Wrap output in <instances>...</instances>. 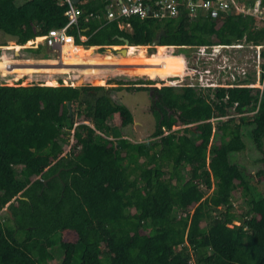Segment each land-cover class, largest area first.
Masks as SVG:
<instances>
[{"label": "trees", "instance_id": "trees-1", "mask_svg": "<svg viewBox=\"0 0 264 264\" xmlns=\"http://www.w3.org/2000/svg\"><path fill=\"white\" fill-rule=\"evenodd\" d=\"M115 1L77 4L83 15L69 33L79 45L105 51L125 45V38L131 47L150 46L156 58L151 46L160 35L161 47L232 45L244 38L264 43V22L251 16L190 18L182 10L163 21L132 16L108 22L107 7ZM19 2L0 0V31L18 45L68 23L61 0ZM44 47L21 55L38 56ZM163 56L175 55L166 50ZM132 77L138 80L127 90L151 93L158 138L151 144L124 137L134 117L109 92L96 107L83 100L104 87L56 79L45 85L48 75L41 73L0 74V264H51L57 248L64 252L60 264H264V197L254 198L231 159L246 149L244 129L252 127L262 164L257 178L264 181V89L261 96L251 88H156L167 81L163 72ZM35 78L36 84L24 85ZM250 108L255 114L244 116ZM75 116L89 124H77ZM114 116L116 129L108 124ZM187 168L191 176L184 181ZM239 194L248 209L241 213L237 206V214Z\"/></svg>", "mask_w": 264, "mask_h": 264}, {"label": "rangeland", "instance_id": "rangeland-1", "mask_svg": "<svg viewBox=\"0 0 264 264\" xmlns=\"http://www.w3.org/2000/svg\"><path fill=\"white\" fill-rule=\"evenodd\" d=\"M25 1L26 0H20L18 4L21 5ZM121 28L130 30L125 25H121ZM10 40H14V39H11L10 37H8L7 34L0 31V45H6L7 47H9L12 45L9 44ZM28 45L30 44L27 43L26 45L22 46L21 51L29 49L30 47H28ZM115 47L116 46L107 47L105 51H102L99 48L90 49V51H88V54H91L92 52H94V54L90 55V58L87 59L82 58L81 55L76 51H72L69 53L66 52L65 56H63L61 55V52H59V50L56 51L48 47H44V52L47 55H45V53H42L37 56L33 51L23 52L26 53V55H30L29 59H25L21 55V51H20L19 53H17V55H19L18 57L14 55L15 58L16 59L22 58L27 60L28 62L25 61L26 62L25 64L18 63L21 66L16 65L15 69L16 68L18 69L16 70L14 69L10 71H12L13 73H18L19 71H21L24 72V74L26 75L27 74L33 75L36 73L46 74L48 75V78L44 82L45 85H47L48 80L56 79L58 84L63 83L66 86L71 85L74 87H82L88 85V86L104 87L105 89H108L112 99L116 103H121L127 106L133 114L134 123L133 125L129 126L126 129V133L124 137L134 143L151 144L158 140V138L153 137V133L155 132V128H156V119L155 116L153 115L152 107H151L152 104L151 93L148 91L136 92L135 89H133V91L130 92L129 90H127L126 87L132 86L130 83H134L136 82V80H138L135 79L137 77H132L133 74L137 75V73H139V74L155 75L158 72L162 73V66L158 64L157 65L154 64L155 60L153 59L155 58H152L149 55L150 53H152L153 50L150 49L149 46H145V47L143 46L144 49H142L141 47H137L138 50L135 51H133V49H129L128 52L131 51L133 52L132 54L128 53L127 56L122 52L124 49H127L126 45L117 46V48ZM4 48L2 50H4ZM160 48L163 47L160 46ZM160 48H157L159 52H160ZM165 51L166 50L164 49V53ZM7 52L10 53V55H12L13 52L15 54V52L17 51L10 50ZM173 54L175 56H170V57L175 58L180 56L179 59L182 60L181 57H184L185 62L190 61L186 63V67H189L194 62V60L191 57L192 51L174 50ZM106 56L110 58H107ZM241 56L242 59L240 61L246 63L248 61V56L250 55L249 53H245ZM4 66L5 64H0L1 74H5L7 72L4 69ZM20 67L21 69H19ZM95 71L97 72L95 76L91 75L90 77H86L87 73H91ZM56 74H65V75L62 76L60 75L62 79L59 80L58 78L53 77ZM167 77L171 78L168 80L170 86H173V83L175 82H177L178 84L182 83V81L179 79L176 73L170 74ZM1 80L2 79H0V81ZM33 80L35 81L31 80L24 82V85H30L32 84V82L35 83L36 78ZM13 83L16 84V82ZM161 84L162 83H156L154 87L161 88ZM255 112L256 111L253 108H250V111H247L246 115L244 116L250 117L253 114H255ZM75 121L77 124H80L82 122L89 124L88 121H84L83 117L75 116ZM108 124L115 129L119 127L117 116L111 118ZM178 129H179L178 127L174 128L175 131ZM251 130L252 127H245L244 129V134H245L244 138L247 146L246 149L241 153L233 154L231 159L232 162L238 165L245 173L246 179L250 185L251 193L254 196V198L261 199L264 197V181L261 182L257 178V173L262 168L261 154L253 143ZM216 137L217 135L215 136V139H213V145L216 143ZM74 143L75 140L73 138L69 140V143L65 142L64 144L65 154H68L71 151ZM190 176H191V170L189 168L185 169L184 181H187L190 178ZM233 204H236L234 205V211L237 214H240V212H238L237 206L242 207L241 213L246 212L248 209L244 198L241 197V194H239L238 197H236ZM1 215L2 213H0V218L2 219ZM63 257H64L63 250L61 248H57L55 252V260L51 264H60Z\"/></svg>", "mask_w": 264, "mask_h": 264}, {"label": "built area", "instance_id": "built-area-1", "mask_svg": "<svg viewBox=\"0 0 264 264\" xmlns=\"http://www.w3.org/2000/svg\"><path fill=\"white\" fill-rule=\"evenodd\" d=\"M68 8L65 16L68 23L63 28H53L47 34L28 42V47L37 49L45 46L61 52L65 56L69 48L83 47L76 42L75 36L69 30L78 27L83 11L74 4L73 0H61ZM182 10L190 18L205 17L217 19L221 15L241 14L251 16L264 22V3L262 0H116L107 7L108 22L118 21L132 16L141 20L155 19L159 21L177 18ZM93 17L90 14L86 19ZM82 43L88 38L80 36ZM166 50L192 51L194 62L186 67L182 58V69L176 75L182 83H173V87H189L198 91H212L220 88H251L259 89L261 96L264 89V43L256 45L244 38L232 45H200V46H164ZM160 48V47H157ZM190 53V52H189ZM249 53L248 61L241 62L243 54ZM249 62V63H248ZM11 64H5L4 69L11 70ZM252 82H247L250 80ZM167 83L163 86H170ZM255 80V81H254ZM235 205V204H234Z\"/></svg>", "mask_w": 264, "mask_h": 264}, {"label": "crops", "instance_id": "crops-1", "mask_svg": "<svg viewBox=\"0 0 264 264\" xmlns=\"http://www.w3.org/2000/svg\"><path fill=\"white\" fill-rule=\"evenodd\" d=\"M8 37H10L11 39H14V40H10V41H9V44H12V45L9 46V47L4 48V50H6V51H10V50L13 51V50H15V51H17V52H15V54H14V52H13L12 55H10V53H5L2 49H3V47L6 46V45H0V51H1V57H0V60H2V61H0V64H11V65H12L11 70H14L16 65H17V66H21V65H19L18 63L25 64V63H26L25 61H27V60L22 59V58H18V59L12 58L13 55H15V56H17V57L19 56V55H17V53H19V52L21 51L22 46H21V45H18V44L16 43L15 38H13V37H11V36H8ZM96 48H98V47H92L91 49H96ZM115 48H117V46H116ZM127 49H128V48H127ZM130 49H133V51L138 50L137 47H136V48H135V47H130ZM142 49H144V48H142ZM71 50H72V51H76L77 53H79V54L81 55L82 58H85V59L90 58V55H93V54H94V52H92L91 54H88V51H90V49H84V48H82V47H79V48H72ZM2 51H3V52H2ZM72 51H71V52H72ZM133 51L129 52V54H132ZM158 51H159V50H158ZM159 53H160V52H158V56H157V57H159ZM3 55L5 56V58H3ZM97 57H98V56H97ZM106 57H107V56H106ZM157 57H156V58H157ZM178 57H180V56H178ZM107 58H110V57H107ZM27 62H28V61H27ZM16 69H18V68H16ZM16 69H15V70H16ZM19 69H21V67H20ZM6 71L8 72V70H6ZM7 72H6V73H7ZM9 72H12V71H9ZM0 74H1V73H0ZM18 74H19V75H26V74H24V72H21V71H19ZM18 78H19V77H18ZM10 83H12V84H10ZM9 84H10V85H13L14 83H13V82H9Z\"/></svg>", "mask_w": 264, "mask_h": 264}, {"label": "bare ground", "instance_id": "bare-ground-1", "mask_svg": "<svg viewBox=\"0 0 264 264\" xmlns=\"http://www.w3.org/2000/svg\"><path fill=\"white\" fill-rule=\"evenodd\" d=\"M72 48H69L67 50V53L71 52ZM130 49V47L127 49V53L126 56L128 55V50ZM164 49L166 50L165 47L163 48H160V53H159V57L153 59L155 60L154 64L155 65H160L162 66V72L164 74H166V76L170 75V74H174V73H179V71L182 69V60L179 59V57H175V58H172V57H165L163 56L164 54ZM177 62V63H175ZM66 82V81H65Z\"/></svg>", "mask_w": 264, "mask_h": 264}, {"label": "water", "instance_id": "water-1", "mask_svg": "<svg viewBox=\"0 0 264 264\" xmlns=\"http://www.w3.org/2000/svg\"><path fill=\"white\" fill-rule=\"evenodd\" d=\"M82 0H73V2H74V4H79L80 2H81ZM121 39V41H123L124 43H125V45H126V47L127 48H129L130 47V41L128 40V39H125V38H120ZM160 42H161V35H160V37L158 38V39H156L154 42H153V44H152V47L154 48H156V47H159L160 46ZM124 54L125 53H127V49H124L123 51H122ZM104 96H106V92L105 91H102L100 94H99V96L97 97V101H98V99L99 98H102V97H104ZM90 100L92 99L91 97L89 98ZM97 101H95V102H93L94 104V106L96 107V105H97ZM69 107H70V110L72 111V109H71V104L69 103ZM72 113V112H71Z\"/></svg>", "mask_w": 264, "mask_h": 264}, {"label": "flooded vegetation", "instance_id": "flooded-vegetation-1", "mask_svg": "<svg viewBox=\"0 0 264 264\" xmlns=\"http://www.w3.org/2000/svg\"><path fill=\"white\" fill-rule=\"evenodd\" d=\"M102 91H105L106 92V94H108V89H105V90H102ZM102 91H98L96 94H84L83 95V100H85V101H89V102H91L92 104H94L93 102H95V101H97V97L99 96V94L102 92ZM92 98L91 100L89 99V98ZM100 99V98H99ZM98 99V100H99Z\"/></svg>", "mask_w": 264, "mask_h": 264}, {"label": "clouds", "instance_id": "clouds-1", "mask_svg": "<svg viewBox=\"0 0 264 264\" xmlns=\"http://www.w3.org/2000/svg\"><path fill=\"white\" fill-rule=\"evenodd\" d=\"M32 41V40H31ZM30 42V41H29ZM5 48L7 47V46H4ZM3 47V48H4ZM131 47V46H130ZM150 47V46H149ZM160 47V46H159ZM82 48H84V49H87V48H85L84 46L82 47ZM99 48V47H98ZM151 48H152V46H151ZM89 49H91V48H89ZM100 49V48H99ZM4 51V50H3Z\"/></svg>", "mask_w": 264, "mask_h": 264}]
</instances>
